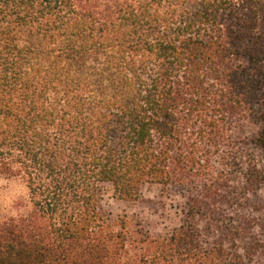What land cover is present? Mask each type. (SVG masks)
Wrapping results in <instances>:
<instances>
[{"label":"trees","instance_id":"obj_1","mask_svg":"<svg viewBox=\"0 0 264 264\" xmlns=\"http://www.w3.org/2000/svg\"><path fill=\"white\" fill-rule=\"evenodd\" d=\"M1 177L0 264H264V0H0Z\"/></svg>","mask_w":264,"mask_h":264},{"label":"rangeland","instance_id":"obj_2","mask_svg":"<svg viewBox=\"0 0 264 264\" xmlns=\"http://www.w3.org/2000/svg\"><path fill=\"white\" fill-rule=\"evenodd\" d=\"M26 196V187L18 178H0V221L16 213V203ZM114 216L128 217L152 235L162 234L180 224L185 198L172 189L146 184L136 201L106 198Z\"/></svg>","mask_w":264,"mask_h":264}]
</instances>
